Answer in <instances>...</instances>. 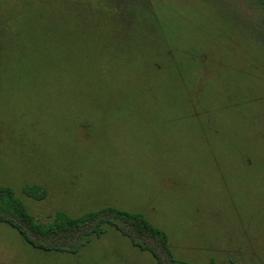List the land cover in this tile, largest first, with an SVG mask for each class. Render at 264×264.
<instances>
[{
  "label": "rangeland",
  "instance_id": "obj_1",
  "mask_svg": "<svg viewBox=\"0 0 264 264\" xmlns=\"http://www.w3.org/2000/svg\"><path fill=\"white\" fill-rule=\"evenodd\" d=\"M225 36L199 0H0V186L38 223L109 206L143 214L177 260L264 264L261 55ZM81 241L43 251L0 223V264H156L110 227Z\"/></svg>",
  "mask_w": 264,
  "mask_h": 264
},
{
  "label": "trees",
  "instance_id": "obj_2",
  "mask_svg": "<svg viewBox=\"0 0 264 264\" xmlns=\"http://www.w3.org/2000/svg\"><path fill=\"white\" fill-rule=\"evenodd\" d=\"M199 1L210 6L224 21L227 44L232 42L231 38L239 37L248 41L246 50L249 48V51H259L261 58H251L248 62L250 68L260 69L261 75L264 76V0ZM139 4L137 1V5ZM135 11V21H142L146 14L141 13L139 9H135ZM230 44L229 50L232 49ZM189 56L191 60L195 61L194 55L190 54ZM178 63L180 62L177 58H174V61L171 59L169 67L175 69L179 66ZM1 65L0 54V81L3 79ZM243 71L240 70L241 74L251 76ZM182 77H184L182 72H179L178 75L174 71L175 81L184 86L187 82ZM253 79L259 80L256 77ZM21 192L35 200H41L44 196V192L37 185H25ZM0 223L12 227L24 242L35 249L69 252L76 251L83 244L81 241L83 236L99 237L107 227H110L126 236L133 246L149 252L156 264H196L175 259L169 250L166 233L152 225L143 214L138 212L106 206L95 211L85 212L77 217H71L59 211L52 215L48 223L42 224L35 221L11 188L0 186ZM71 238H73V244L67 245L65 242ZM145 238L153 240L156 247L153 248L145 244L142 241ZM46 240H55L58 243L51 245L46 243ZM159 251L164 254V259L160 256Z\"/></svg>",
  "mask_w": 264,
  "mask_h": 264
}]
</instances>
